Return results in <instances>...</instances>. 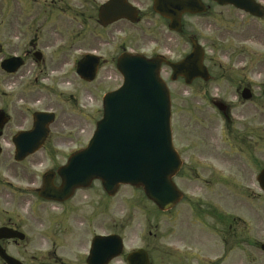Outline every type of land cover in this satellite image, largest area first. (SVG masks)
<instances>
[{"label": "flooded vegetation", "instance_id": "obj_1", "mask_svg": "<svg viewBox=\"0 0 264 264\" xmlns=\"http://www.w3.org/2000/svg\"><path fill=\"white\" fill-rule=\"evenodd\" d=\"M196 1L206 11L184 13L172 29L171 20L154 9L155 0H0V246L7 255H0V264H231V238L232 248L251 245L250 224L231 214L234 192L250 190L256 180L264 202L257 180L264 162L254 174L244 168L242 180L231 154L255 160L259 142L264 156V89L259 141L245 133L231 137L234 107L209 90L203 93L218 119L191 111L186 117L180 109L176 115L172 109L173 142L182 160L174 181L183 197L168 209L148 198L147 205L138 203L135 193L140 200L144 193L132 186L124 199L123 186L110 193L97 179L84 185L65 182L63 167L92 137L96 119L90 94L101 90L100 98L103 90L120 85L121 55L177 62L197 41L205 49L208 78L173 79L165 60L161 75L169 87L181 82L203 89L223 76L211 65L204 26L194 28L188 21L216 23L215 12L223 7L227 33L233 28L238 35L253 34V25L243 29L244 24L264 22V0H252L254 11L232 2ZM86 54L98 57L83 65L87 75L95 71L92 80L78 73ZM247 86L235 90L237 100L256 104L255 90L250 100L243 99ZM139 249L145 252L131 263L130 253Z\"/></svg>", "mask_w": 264, "mask_h": 264}, {"label": "water", "instance_id": "obj_2", "mask_svg": "<svg viewBox=\"0 0 264 264\" xmlns=\"http://www.w3.org/2000/svg\"><path fill=\"white\" fill-rule=\"evenodd\" d=\"M229 3L234 0H217ZM246 9V0H235ZM154 8L171 19L176 29L181 15L198 13L206 7L195 0H155ZM203 51L196 41L193 51L182 61L171 63L173 78L186 76L190 81L206 75L202 64ZM118 68L123 85L104 98V114L90 144L77 152L64 168L67 182H89L99 178L110 189L120 183L142 186L148 197L161 207L180 197L172 177L180 168V159L172 144L171 98L160 76L161 60L142 55L124 54ZM82 75L85 70H80ZM259 182L264 188V169ZM264 249V244H262Z\"/></svg>", "mask_w": 264, "mask_h": 264}, {"label": "rangeland", "instance_id": "obj_3", "mask_svg": "<svg viewBox=\"0 0 264 264\" xmlns=\"http://www.w3.org/2000/svg\"><path fill=\"white\" fill-rule=\"evenodd\" d=\"M216 23L209 26L208 19H190L188 22L190 26L193 25L197 28L202 24L204 26L203 42L206 43L208 54L213 57L211 65L214 71L218 72L223 78L218 77L214 82L210 83L203 89L201 87L194 86L193 88H186L181 82H170L171 90H174L173 107L177 113L180 110L187 112L186 117H191L189 112H199V114L209 113L213 119H218V113L208 106L207 97L203 93V90H209L210 94L217 93L224 101L233 105L232 116L233 123L231 124V137L239 134H247L252 138H256L259 141L260 136V118H261V104L263 99L260 95L261 90L264 89V22L260 24H254L246 22L244 27L253 25L250 32L253 34H247L244 30L240 35L233 32L231 28V34L227 33L226 21L228 18L226 8H217ZM258 25V26H257ZM246 29V28H245ZM222 33H225L222 37ZM246 33V34H245ZM262 34V36H261ZM214 39V40H213ZM214 41L215 46H210V43ZM221 72L223 74H221ZM250 84L252 90L256 92L255 103L246 102L241 104L237 100V90L240 84ZM93 90L95 96H91L89 103L94 108L92 111L93 119L98 115V109L102 108L103 95L111 90ZM100 117V116H99ZM97 117L96 119H99ZM179 114L176 117L178 120ZM219 121L222 125L226 123L219 115ZM94 124L92 125V129ZM232 141V140H231ZM261 143L258 142L257 149L255 150V160L245 157L243 154L232 153L235 165L234 170L236 177L242 178L244 168L250 170V174L257 173V166L264 162V156L261 157ZM234 149L231 150V152ZM253 179V176L250 177ZM246 179L248 177L246 176ZM254 181V180H253ZM251 180V182H253ZM251 185V189H238L235 190L234 210L231 214L238 218H242L250 224L251 229L248 231L251 238V245H241L240 248H232L233 241L231 238V264H264V252L260 249V246H256L255 242H264V229L260 228L264 225V202L262 192L255 182ZM124 189V188H123ZM232 194V192H231ZM130 195V189H124V199H128ZM138 203H141L145 198L140 200L139 194L135 193ZM233 199V197H232ZM263 223V224H262ZM232 236V235H231ZM225 264H228L227 262Z\"/></svg>", "mask_w": 264, "mask_h": 264}]
</instances>
